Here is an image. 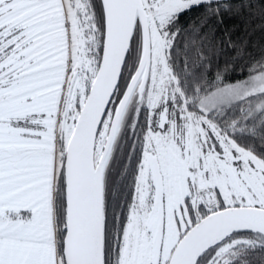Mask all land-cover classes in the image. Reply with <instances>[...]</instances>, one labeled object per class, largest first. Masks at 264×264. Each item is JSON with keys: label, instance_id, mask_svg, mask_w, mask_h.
<instances>
[{"label": "snow or ice", "instance_id": "6c2138e0", "mask_svg": "<svg viewBox=\"0 0 264 264\" xmlns=\"http://www.w3.org/2000/svg\"><path fill=\"white\" fill-rule=\"evenodd\" d=\"M229 11L0 0V264H264V56L229 82L202 32Z\"/></svg>", "mask_w": 264, "mask_h": 264}, {"label": "trees", "instance_id": "16d2710c", "mask_svg": "<svg viewBox=\"0 0 264 264\" xmlns=\"http://www.w3.org/2000/svg\"><path fill=\"white\" fill-rule=\"evenodd\" d=\"M198 16L190 13L183 23ZM222 20L211 19L202 32L207 34L213 71L227 68L226 80L231 82L243 79L249 64L264 56V2L231 0V11L223 13Z\"/></svg>", "mask_w": 264, "mask_h": 264}]
</instances>
